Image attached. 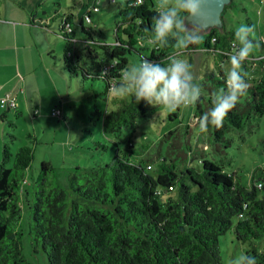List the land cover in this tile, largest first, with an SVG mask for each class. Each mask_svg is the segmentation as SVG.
<instances>
[{"label":"trees","instance_id":"16d2710c","mask_svg":"<svg viewBox=\"0 0 264 264\" xmlns=\"http://www.w3.org/2000/svg\"><path fill=\"white\" fill-rule=\"evenodd\" d=\"M96 1L87 0V6L93 5L99 10L100 0ZM134 1L108 0L118 5L120 21L115 41L120 43L115 47L94 44L100 52H93L91 44L85 40L86 56L91 61L87 67L81 64L77 54L76 27L92 41L91 29L85 26L83 19L76 23L74 17L68 15L73 31L68 33L62 26L59 30L65 43L63 65L70 75L81 73L83 79L90 76L98 79L100 73L107 70L108 77L100 80L108 95L109 88L120 80L119 69L128 65L129 53L134 51L140 58L159 61L177 51L172 43L168 47L152 46L150 52L140 47L142 37L148 36L145 29L154 27L156 8L152 0H145L141 5ZM234 1L231 0V4ZM231 4L225 6L222 20L227 19ZM88 14L91 22L93 11ZM234 33L224 23L222 28H211L199 44L190 45L185 51L225 50L224 39H235ZM261 48L264 50V45ZM113 59L118 61L115 67L111 64ZM258 62L262 65L264 59ZM247 63L250 60L244 63V68ZM217 75L216 82L226 86L222 67ZM245 80L248 88L244 102L238 101L222 127L209 126L215 142L224 141L231 128L241 129L253 116L264 115V70L257 80L249 81L247 77ZM114 100L120 106L101 114L102 129L105 134L119 139L124 127L134 125L135 120L149 110L144 101L136 103L131 96L129 100L117 97ZM201 101L202 96L194 104L197 111L194 116L200 117L207 111ZM179 110L169 113V119L177 118ZM5 116L3 113L0 118ZM186 128L190 127L186 125ZM14 139L15 136L10 135V141ZM113 144L116 153L112 159L70 178L71 197L60 186L47 187L46 174L53 168L48 163L42 164L44 175L32 193L31 230L42 242L49 264H223L219 239L230 229L238 242L264 241V177L255 181L253 175L249 185H244L235 173L207 158L200 160L198 168L191 164L182 166L176 159L170 161L160 156L153 165L148 162L153 159L139 157L141 153L133 149L131 141L125 149L119 141ZM33 153L28 145L14 152L11 144H3L0 264H33L23 256L22 233L17 229L22 213L20 192L28 194L23 186L24 171L30 167ZM12 159L13 166L9 167ZM259 182L262 183L260 188L257 187ZM245 254L256 257L258 264H264V243L252 245Z\"/></svg>","mask_w":264,"mask_h":264},{"label":"rangeland","instance_id":"374dc122","mask_svg":"<svg viewBox=\"0 0 264 264\" xmlns=\"http://www.w3.org/2000/svg\"><path fill=\"white\" fill-rule=\"evenodd\" d=\"M82 1L2 0L3 4L16 2L15 4L19 5V2H22L25 7L31 5V2L36 3V15L48 19L47 23L41 22L43 28L45 29V25L49 26V33L43 32L40 37L38 50L31 46L32 39L25 34L23 39L28 46L25 50L19 49V64L18 60H14V52L0 54V87L5 88L1 93L10 91L14 85H19V88L23 89V93L18 97L16 111H7L0 106V117L6 113L4 119L0 118V162L5 142L11 144L14 152L25 145L32 147L34 152L30 167L24 171L23 186L28 194H25V191L20 192L22 213L17 226L18 231L22 233L23 256L33 264H49L42 242L33 236L31 230L32 193L35 184L44 175L41 168L43 163H48L53 168L46 174L47 187L60 186L68 191L69 197L70 178L112 159L116 153L114 141H119L123 149L131 141L133 149L141 153L139 157H144V160L153 159L148 161L153 165L154 160L160 156L168 157L170 161L176 159L182 166L191 164L192 167L198 168L200 160L207 158L222 165L226 171L235 173L244 185H249L253 175L255 181H260L264 177V115L253 116L241 129L231 128L226 132L224 141L215 142L211 128L206 132L200 131L197 117H194L197 114L194 105L181 107L179 116L169 119L168 115L172 112H168L163 106L154 107L144 102L149 111L145 116H139L134 125L124 127V133L119 139L112 134H105L101 114L116 110L120 105L114 102L116 97L110 93L106 94L105 86L100 79L89 77L83 79L81 73L70 75L64 69L65 43L59 36L61 19L51 21L56 14L63 15L67 12H71L76 19H81L85 13ZM152 2L156 8L158 0ZM94 10L92 21H85V26L91 29L93 39L98 38L102 41L108 39L109 44L113 43L115 30L120 21L118 5L109 3L108 0H100L99 10L95 8ZM31 15H35V12ZM226 17L227 19L221 21L219 28L225 23L229 30L235 32L242 23L254 25L255 31L251 38L259 40L264 37V0H235L229 6ZM214 27L218 26L206 27L204 34L209 33ZM222 31L224 35L231 37L229 32ZM76 37L77 54L81 58V64L87 67L91 61L86 56L84 41L91 40L79 26L76 27ZM23 39L19 38L20 41ZM224 40L225 50L199 49L196 52L183 50L180 56L193 66L196 82L204 89L201 105L205 110L211 107V93L225 88L223 84L216 82L219 80L217 74L221 64L230 67L227 64L228 57L222 53H231L233 44L238 45L236 39ZM91 46L93 52L96 50L100 52L94 44ZM152 46L146 43L140 45L148 52ZM263 54L262 48L254 49L249 58L250 63L240 70L246 73L245 77L249 81H255L261 76L263 72L261 64L254 62ZM127 58L128 65L138 64L141 60L140 55L134 51L129 53ZM24 62L27 65L26 70L23 69ZM227 67L222 68L225 73ZM27 72L31 74L28 76ZM211 74L218 77L213 78ZM37 84L41 86L40 90L37 89ZM124 98L129 100L130 96ZM245 98L246 94L241 96L239 101L244 102ZM53 109H59L61 117L53 116ZM186 125L190 128L185 129ZM10 135L15 136L13 142L10 141ZM102 145H106L107 148L104 149ZM8 166H13V159ZM258 193L261 195L262 190H258ZM236 221L237 218H234V222ZM263 243L264 241L238 242L233 230L230 229L219 239L222 262L231 264L234 258L245 254L252 245L262 246Z\"/></svg>","mask_w":264,"mask_h":264},{"label":"clouds","instance_id":"9594fccd","mask_svg":"<svg viewBox=\"0 0 264 264\" xmlns=\"http://www.w3.org/2000/svg\"><path fill=\"white\" fill-rule=\"evenodd\" d=\"M140 2L142 0H137V3ZM200 12V0H158L156 15L153 17L154 27L151 30L145 29L148 36L142 37V42L157 47H168L172 43L177 51L159 61L142 57L138 64L119 69L120 80L109 88V93L117 98L134 97L136 103L144 101L154 107L163 106L168 112H176L181 107L196 104L204 89L196 82L193 66L180 56L183 50L190 45L199 44L203 39L205 29L189 23L190 18L199 16ZM254 31V25L240 24L234 33L238 45L233 44L231 53H222L228 57L227 64L230 65L227 67L221 64L222 68L227 67L226 86L211 93L212 107L197 118L201 132L208 131L209 126L222 127L228 113L247 91L246 73L240 70L252 56L254 49H260L264 45V37L259 40L251 38ZM89 43L115 47L120 42L116 40L109 44L108 39L102 41L94 38ZM111 64L115 67L118 61L113 59ZM106 77L108 71L104 70L98 79L105 80ZM231 264H258V261L254 256L241 254Z\"/></svg>","mask_w":264,"mask_h":264},{"label":"crops","instance_id":"0c3cea01","mask_svg":"<svg viewBox=\"0 0 264 264\" xmlns=\"http://www.w3.org/2000/svg\"><path fill=\"white\" fill-rule=\"evenodd\" d=\"M15 3L10 2L7 4H3L2 0H0V54H4V53L9 54L11 52H14V60L15 59L16 61L18 60V64H19L18 51L19 49L25 50L26 47L28 46L26 44L27 42H24L23 39L25 37V34H28V36H30V39H32L31 46L35 47L38 50L40 37L43 35V32L49 33L48 30L49 26L45 25L44 26L45 29L43 28V23L41 22L46 21L48 19H42L36 15L37 14L36 3L31 2V5H28V7L27 5L25 7L24 6L25 4L22 2H19V5ZM20 6L22 7L24 6V7L22 8ZM82 6H83L82 9L85 8V13H86L89 8L87 6V0L82 1ZM91 11H93L94 13L95 12L94 8H91ZM32 12L33 13L35 12V15L32 16L31 15ZM67 14H70L74 17V15L71 12H67ZM19 15H21V17ZM56 18H60V17L58 16L54 18L52 17L51 21L55 20ZM81 19L78 20L76 19V17H74V21L76 23H79ZM59 28H60V24H59ZM59 36H61L60 30H59ZM19 38L23 40L20 41ZM26 67H27L26 62H24L23 69L26 70ZM30 74H31L30 72H27L28 76ZM36 86L38 90L41 89V86H39L38 84ZM56 87L57 86L55 85V88ZM3 90H5V88L0 87V94H3L1 93ZM18 91H19V85H14L11 87L10 92H12L13 94L18 93L20 97L21 93L19 94Z\"/></svg>","mask_w":264,"mask_h":264},{"label":"built area","instance_id":"2783aa9c","mask_svg":"<svg viewBox=\"0 0 264 264\" xmlns=\"http://www.w3.org/2000/svg\"><path fill=\"white\" fill-rule=\"evenodd\" d=\"M144 2H145V0H142V2H140V3H137V0L134 1V3L136 5H141ZM96 3H98V2L96 1ZM91 8H95L96 10L98 9L97 7H95L93 5L89 6L87 12L82 17V19L84 21H86V22H90V16H89L88 12L91 11ZM68 15L69 14H67V13L62 15V17L60 18L61 19L60 20V26H62L68 33H71L73 31V28H72V25H71V22H70V19H69ZM45 22L47 23V21H45ZM261 59H264V54L262 56L260 55L254 63L256 64V62H258ZM261 68L264 70V63L261 65ZM18 92H19V94L23 93V89L19 88ZM18 97H19L18 93L13 94L10 91H6L3 94H0V106H1V108L5 109V110L6 109L16 110L17 107H18ZM52 115L53 116H57V117H61L62 113H61V111L59 109H53ZM194 117H197V116H194ZM150 167L151 166H148V168H150ZM258 185L262 186V183L259 182Z\"/></svg>","mask_w":264,"mask_h":264},{"label":"water","instance_id":"95a60500","mask_svg":"<svg viewBox=\"0 0 264 264\" xmlns=\"http://www.w3.org/2000/svg\"><path fill=\"white\" fill-rule=\"evenodd\" d=\"M231 0H200L201 12L197 17L190 18L189 22L205 29L208 26H218L222 21V12Z\"/></svg>","mask_w":264,"mask_h":264}]
</instances>
